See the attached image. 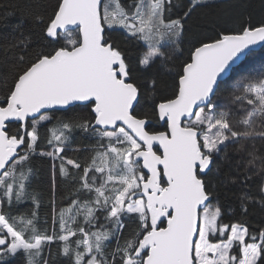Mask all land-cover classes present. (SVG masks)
I'll return each mask as SVG.
<instances>
[{
	"label": "snow or ice",
	"instance_id": "6c2138e0",
	"mask_svg": "<svg viewBox=\"0 0 264 264\" xmlns=\"http://www.w3.org/2000/svg\"><path fill=\"white\" fill-rule=\"evenodd\" d=\"M217 6L0 4V264H264V0Z\"/></svg>",
	"mask_w": 264,
	"mask_h": 264
},
{
	"label": "trees",
	"instance_id": "16d2710c",
	"mask_svg": "<svg viewBox=\"0 0 264 264\" xmlns=\"http://www.w3.org/2000/svg\"><path fill=\"white\" fill-rule=\"evenodd\" d=\"M7 2V0H0V4ZM50 2V0H49ZM126 3L127 0H124ZM217 3V7L215 8H205L198 11L192 18V21L190 22L194 26L195 29H205L208 28L210 23L213 21H216L218 18L228 19L231 17L232 19L238 18V14L241 11H247L252 13V15L258 19L261 15L262 9L260 7V0H242V2L247 3L248 7L246 9H241L239 6L240 0H215ZM231 6V7H230ZM20 17H15L10 23H14L17 20H19ZM185 48H187V43L185 44ZM261 64H264V47L259 51H252L250 55H248L245 60L239 65V67L236 68L235 72H232L231 75L235 76L240 72L249 70L253 67H259ZM227 80V79H226ZM227 84L222 85V90L224 87H226ZM218 96H220V93H218ZM75 111H80L79 108L75 109ZM57 115H60V113H57ZM41 134L43 136L44 130H41ZM46 145H41V147H45ZM69 155H72V152L69 151ZM35 169L37 170V174L39 177L37 187L39 190H41L44 193L45 199H44V205H47L48 203V185L50 182V171H49V165L47 163H42L39 159L35 161L34 164ZM60 192L65 191V185H60ZM59 199V198H58ZM225 207H228V204L225 203ZM46 211H48L45 207H42L40 210L41 220H43ZM224 223H230L235 222L236 219H239V217H233L230 215L224 216ZM261 219H264V217L261 216L257 212L256 215L250 217L249 227H258Z\"/></svg>",
	"mask_w": 264,
	"mask_h": 264
},
{
	"label": "water",
	"instance_id": "95a60500",
	"mask_svg": "<svg viewBox=\"0 0 264 264\" xmlns=\"http://www.w3.org/2000/svg\"><path fill=\"white\" fill-rule=\"evenodd\" d=\"M264 47V45H256V46H253V49H252V51H259V50H261L262 48ZM251 51V52H252ZM247 57V56H246ZM245 57V58H246ZM245 58L243 59V61L245 60ZM234 67H236V66H234ZM230 75H231V73H230ZM225 79H227V78H225ZM158 147V146H157Z\"/></svg>",
	"mask_w": 264,
	"mask_h": 264
}]
</instances>
